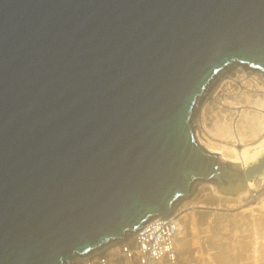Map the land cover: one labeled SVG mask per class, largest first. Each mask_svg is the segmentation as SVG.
I'll return each instance as SVG.
<instances>
[{
  "label": "water",
  "instance_id": "1",
  "mask_svg": "<svg viewBox=\"0 0 264 264\" xmlns=\"http://www.w3.org/2000/svg\"><path fill=\"white\" fill-rule=\"evenodd\" d=\"M233 63L264 73V0H0V264L70 263L196 181L263 175L195 138Z\"/></svg>",
  "mask_w": 264,
  "mask_h": 264
},
{
  "label": "bare ground",
  "instance_id": "2",
  "mask_svg": "<svg viewBox=\"0 0 264 264\" xmlns=\"http://www.w3.org/2000/svg\"><path fill=\"white\" fill-rule=\"evenodd\" d=\"M248 69L239 63H233L225 67L210 81L201 96L197 99L194 108L197 110L202 102L209 100L210 96L207 98V95L214 82L219 79L221 80L220 89L217 91V94L215 93V97H211L213 101L222 97V91L226 90L224 87L237 81L249 88V92L244 99V102L251 105L249 109L236 110V108L240 107L233 106L240 102H235L238 96H233L230 101L228 100V107L224 111L220 110L219 122L213 123L208 111L209 105L206 101L205 105L202 106L203 109L200 111L198 119L195 120V128L197 130L194 131V134L196 133L195 138L204 151L216 155L221 163L241 164L243 171L256 163L264 155V74H262L263 72H258L259 70L257 71V69ZM233 108L235 109L233 110ZM212 123L213 128H210V124ZM221 140H227V142H221ZM232 140L236 144H232ZM237 146L242 148H237ZM244 179L248 188L242 193V197H240V210L233 215L241 219L249 218L264 224V219L262 220L264 217V203H262V197L264 196V174L251 180H248L246 177ZM191 189L189 190L190 196L196 198L208 196V193L205 192L207 188L203 186L196 188L193 192H191ZM209 189L213 190V187H209ZM256 201H259L258 205L254 206L253 203ZM199 208H205L202 201L197 203L191 202L184 205L179 212L172 213L171 211L165 217V219H168V222H164L162 225L165 228L168 225H172L173 227L170 240L175 262L168 258L163 249L164 254L162 256L159 254L160 257L158 259L156 255L154 258H149L147 264H178L179 257L183 259L182 264H205L209 260V255H204L201 237L194 232V229H196L194 226H197L195 223L197 218L202 217L206 219L211 214H214L213 210L203 211L199 210ZM226 215H229V213H226ZM188 229L191 230L190 233ZM135 234L136 232L134 235L133 232L125 233L122 239L110 241L106 245L101 246L100 250L95 249L96 251L88 252L87 256H80L81 259L72 261L74 256L70 263L64 264H102L101 258H105L107 264H141V256L138 251L139 245ZM251 238L253 248L250 258L257 263L263 260L264 231L259 237L252 236ZM124 246L129 247L132 253L131 257H128L126 254L124 255L122 248ZM200 252L202 254H199ZM193 255L196 257L195 262L197 263H190L192 261L189 260L190 256Z\"/></svg>",
  "mask_w": 264,
  "mask_h": 264
},
{
  "label": "rangeland",
  "instance_id": "3",
  "mask_svg": "<svg viewBox=\"0 0 264 264\" xmlns=\"http://www.w3.org/2000/svg\"><path fill=\"white\" fill-rule=\"evenodd\" d=\"M258 72L262 73L261 71ZM220 82V79L214 82L209 91V94L207 95V98L210 96L209 100H205L204 102H202L200 104V107L197 108L196 113H194L192 118V126L194 128V131L197 130L195 128V120L198 119V116L201 113L200 111L203 109L202 106L205 105L206 101L209 105L208 111L213 123H215L216 121L219 122L220 110L224 111L228 107V100L230 101L233 96H238L235 102H240L239 104L233 106L240 107L236 108V110L250 108L251 105L244 102V99L249 92V88L238 81L224 87L226 90L222 91V97L213 101L211 97H215L217 91H219V85L221 84ZM234 109L235 108H233V110ZM213 123L210 124V128H213ZM221 142H227V140H221ZM231 143L236 144V142L234 143L233 140L231 141ZM237 148L242 147L237 146ZM222 164L241 167V164L238 163L222 162ZM241 169L243 170L242 167ZM202 186L207 188V191L205 190V192L208 193V196L196 198L189 195V197L187 196L186 198L182 199L176 206H174V209L172 208V213L179 212L181 208L188 203H197L200 201L204 203L205 208H199V210H213L214 215L211 214L210 217L206 219H203L202 217H200L199 219L197 218L198 221L197 219L195 220L197 226H194V228H196L194 229V232L196 233V235H199L201 237V246L202 249L204 248L203 251L205 252L204 255H209L210 257L205 264H264V246L262 247V261H258L257 263H255L250 258L251 250L253 248V246L251 245V237H259L260 234L264 231V224H261V222H257L256 220L253 221L249 218L241 219L233 215L238 210H240V197H242V193L245 192L248 188L246 182L241 183L236 189H220L215 180H199L192 184L191 192H193L196 188H201ZM209 187H213L214 191L209 189ZM258 202L259 201L254 202L253 205H258ZM262 203H264V196L262 197ZM226 213H229V215H226ZM263 219L264 217L262 218V220ZM188 232L190 233L191 230L188 229ZM134 233L135 232H133V235ZM101 248L102 247L96 250H100ZM262 250L260 249V251ZM199 254L202 253L200 252ZM76 259L81 258L80 256H75L72 261H75ZM178 260V264H182L183 259L179 257ZM189 260H192L190 263H197L195 262L196 257H194V255L190 256Z\"/></svg>",
  "mask_w": 264,
  "mask_h": 264
},
{
  "label": "built area",
  "instance_id": "4",
  "mask_svg": "<svg viewBox=\"0 0 264 264\" xmlns=\"http://www.w3.org/2000/svg\"><path fill=\"white\" fill-rule=\"evenodd\" d=\"M164 222L167 223L168 219H165V217L162 216H158L150 220L148 223L142 226V228L136 231L135 237L139 245L138 251L140 252L141 256V264H147L149 258H154L155 255L158 259L164 254L162 251L163 249L165 250V253L168 258L175 262V256L173 255L174 253L170 240V237L172 235L171 231L173 230V227L172 225H168L165 228L162 225ZM122 248L124 255L126 254L128 257L132 256L129 247L124 246ZM101 262L102 264H107L105 258H101Z\"/></svg>",
  "mask_w": 264,
  "mask_h": 264
}]
</instances>
